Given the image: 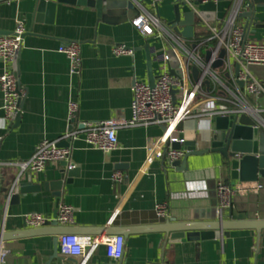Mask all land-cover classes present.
Masks as SVG:
<instances>
[{
    "label": "crops",
    "instance_id": "1",
    "mask_svg": "<svg viewBox=\"0 0 264 264\" xmlns=\"http://www.w3.org/2000/svg\"><path fill=\"white\" fill-rule=\"evenodd\" d=\"M141 6L158 15L165 25L173 19L174 0L163 1L157 8L152 0H132L126 9L103 19L94 8L59 5L53 23L34 20L32 0L0 2V32L13 34L19 19L26 25L17 60L23 98L18 123L14 119L8 125L0 90V234L30 232L34 228L28 226L27 214L41 213L53 219L60 205L68 204L74 208L73 223L44 227L48 233L125 238L120 259L110 258L104 244L83 259L64 257L59 244L55 255L53 235H25L0 243L8 250L3 264H264V229H234L221 238L179 242L170 241L163 230L172 219L196 229L211 228L222 217L230 220L233 209L248 213L250 219L264 220V179L252 182L263 185L258 191L237 193L231 206L219 215L218 184H243L229 178L219 153L190 156L187 167L174 166L167 158L149 160L151 148L164 131L157 125L119 129V145L110 152L94 148L83 134L77 139L65 138L72 130L83 128L82 122L132 118L134 83L149 79L144 46L149 42L151 47L161 48L159 42L142 35L131 23ZM200 8L222 18L228 2ZM182 10L187 12L185 7ZM257 10L259 21L264 20V7ZM249 39L264 41V29L250 31ZM69 42L81 43L78 73L71 72L67 56L58 51ZM116 44L131 48L133 54L115 55ZM152 58L153 73L158 76L160 65L154 53ZM250 69L264 82V65ZM2 70L0 59V73ZM72 100L79 103V109L70 120ZM251 101L264 105V96H253ZM200 123L188 119L181 127L185 140L197 139V148L203 149L207 144L201 137L210 136L214 128ZM45 139L70 140L68 162L78 169L60 197L44 190V183L54 179L61 162L48 164L43 172H21L15 165L29 160ZM115 172L123 174L122 182L113 180ZM29 178L31 184L41 185V191L21 194L20 202L11 204L6 196L12 185ZM161 203L167 205L166 223L158 219L162 216L156 207ZM111 231L116 233L108 235Z\"/></svg>",
    "mask_w": 264,
    "mask_h": 264
},
{
    "label": "built area",
    "instance_id": "2",
    "mask_svg": "<svg viewBox=\"0 0 264 264\" xmlns=\"http://www.w3.org/2000/svg\"><path fill=\"white\" fill-rule=\"evenodd\" d=\"M163 1L166 0H152V6L157 8ZM179 1L181 7L195 14L194 37L191 39L174 32L147 7L141 6L139 14L131 19L132 25L142 35L161 44V48L159 50L155 48L154 51L160 65L155 86L142 80H136L134 83L132 118L82 122L83 128L72 130L65 138L77 139L83 134L88 144L104 152H110L119 145L117 133L121 128L165 126L166 130L151 148L149 160L167 158L172 164L185 156L186 151L183 148L178 150L172 145L175 142L180 144L185 142L181 124L188 119H194L210 127L217 117H239L248 114L255 118L257 126L264 127V105L251 101L253 96H264V82L255 77L250 69L254 65H264V41L249 39L247 21L242 17V13L249 8L247 0ZM223 1L228 2L224 17H216L214 21L208 22L199 16L200 6L209 3L218 5ZM25 33V22L19 19L13 34L0 35V59L3 63L0 90L8 125L12 124L14 115L21 110L22 92L13 64L22 49ZM58 51L67 56L71 72L78 73L81 66V43H64ZM170 51L180 63L183 71L181 75L177 71V74L171 72ZM113 52L118 56L133 54V50L124 44L114 45ZM218 62L221 64L215 66ZM193 67L199 70L197 79L192 76ZM78 109L79 103L72 100L69 103L70 120L74 119ZM60 141L61 139L43 140L29 160L17 162L15 165L20 167L21 172L27 170L43 172L50 163L68 161L71 147L61 146ZM69 167L73 168L74 165ZM123 179L121 172L113 174L115 182H122ZM262 187L263 185L257 183H243L240 186L219 183L216 189L218 214L222 215L224 209L231 206L232 199L237 193L258 191ZM10 197L11 194L7 197L8 201ZM156 211L159 216L166 217L167 205L158 204ZM25 220L28 226L34 229L45 227L48 221L68 225L74 221V208L62 204L53 219L41 213H30L25 216ZM100 244L106 246L110 258L118 260L123 257L125 238L122 235L106 238L77 234L59 236V247L64 257L86 259ZM7 253L8 250L1 245L0 264H3Z\"/></svg>",
    "mask_w": 264,
    "mask_h": 264
},
{
    "label": "water",
    "instance_id": "3",
    "mask_svg": "<svg viewBox=\"0 0 264 264\" xmlns=\"http://www.w3.org/2000/svg\"><path fill=\"white\" fill-rule=\"evenodd\" d=\"M10 0H0L5 2ZM33 2V18L37 22L53 23L55 14L59 5H74L81 7L94 8L97 12V16L100 19L110 17L112 15L121 12L130 6L132 0H32ZM249 10L242 13L247 21V34L250 31H257L258 29H264V20L259 21L257 15V8L264 7V0H247ZM173 19L167 23V26L174 32L186 37H194V22L195 14L192 11L183 12L180 1L175 2L173 9ZM199 16L206 21H214L216 13L214 11L199 10ZM0 34H6L0 32ZM7 35V34H6ZM24 34L23 38L25 37ZM147 52V66L149 79L148 83L151 86H155L156 78L153 73V58L152 54L155 51L154 47H151L148 42L144 46ZM131 49V48H130ZM19 53L14 61V73L17 77L18 67L17 60ZM221 62L215 64L219 66ZM237 67L236 71L238 72ZM171 72L177 74L175 68L171 64ZM192 73L195 79L199 76V70L197 67L192 68ZM242 85V83H241ZM23 98L20 99V108L22 107ZM14 119L18 123L21 119V111L14 115ZM214 131L209 136L201 137V142L206 143L207 146L203 149L197 148V139L185 140L183 144L179 142L173 143V148L184 149L186 151L185 156L181 160H177L172 163L174 166L187 167L188 159L190 156H201L207 153H219L223 158V165L229 174V178L233 181H239L242 183L258 182L264 179V127L257 126V121L254 117L248 114H242L239 117H217L214 122L211 123ZM165 131L166 127L162 126ZM61 146H70V140L60 142ZM61 168L55 172L54 179L44 183V190L52 191L53 195L60 197L62 189L65 184H70L73 178L78 175V169L74 163L66 160L61 161ZM70 165H74L70 168ZM31 178L27 182L18 183L17 181L12 185L11 197L9 202L11 204H18L20 202V195L30 192L41 191V185L31 184ZM9 193V195H10ZM7 195L6 197H8ZM57 214H55V217ZM160 223H166V217H159ZM172 224L165 227L164 232L168 233L170 241L179 242L186 241L187 239H215L223 236H229L230 231L234 229H253L261 231L264 229V220L250 219L248 213H238L235 209L232 210V216L230 220H225L223 217L221 220L215 222L211 228H195L189 224L178 223L175 219L170 220ZM57 221H48L45 227L57 226ZM194 231H198L194 232ZM116 232H108V235H112ZM50 234L54 236L55 255L58 253L59 236L64 232L48 233L44 227L34 229L30 232H11L1 233L0 243L13 240L25 235H45Z\"/></svg>",
    "mask_w": 264,
    "mask_h": 264
},
{
    "label": "rangeland",
    "instance_id": "4",
    "mask_svg": "<svg viewBox=\"0 0 264 264\" xmlns=\"http://www.w3.org/2000/svg\"><path fill=\"white\" fill-rule=\"evenodd\" d=\"M169 54H170V57H171V64H172L173 68H175L177 73L179 75H181L183 73V71H182V68L180 66L179 61L177 60V58H176V56L174 55L173 52L170 51Z\"/></svg>",
    "mask_w": 264,
    "mask_h": 264
}]
</instances>
